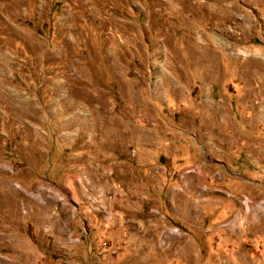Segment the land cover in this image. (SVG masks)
Here are the masks:
<instances>
[{
    "label": "rangeland",
    "instance_id": "obj_1",
    "mask_svg": "<svg viewBox=\"0 0 264 264\" xmlns=\"http://www.w3.org/2000/svg\"><path fill=\"white\" fill-rule=\"evenodd\" d=\"M0 264H264V0H0Z\"/></svg>",
    "mask_w": 264,
    "mask_h": 264
}]
</instances>
